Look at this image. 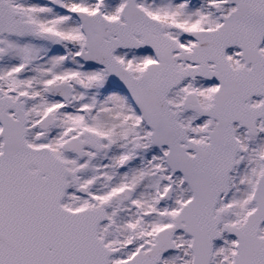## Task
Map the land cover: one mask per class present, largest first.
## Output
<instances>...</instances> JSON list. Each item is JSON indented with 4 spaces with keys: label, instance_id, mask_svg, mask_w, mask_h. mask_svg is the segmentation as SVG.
<instances>
[{
    "label": "snow or ice",
    "instance_id": "1",
    "mask_svg": "<svg viewBox=\"0 0 264 264\" xmlns=\"http://www.w3.org/2000/svg\"><path fill=\"white\" fill-rule=\"evenodd\" d=\"M0 264H264V0H0Z\"/></svg>",
    "mask_w": 264,
    "mask_h": 264
}]
</instances>
